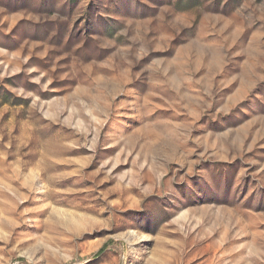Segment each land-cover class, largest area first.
I'll use <instances>...</instances> for the list:
<instances>
[{
	"label": "rangeland",
	"instance_id": "1",
	"mask_svg": "<svg viewBox=\"0 0 264 264\" xmlns=\"http://www.w3.org/2000/svg\"><path fill=\"white\" fill-rule=\"evenodd\" d=\"M0 264H264V0H0Z\"/></svg>",
	"mask_w": 264,
	"mask_h": 264
}]
</instances>
